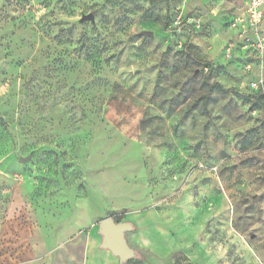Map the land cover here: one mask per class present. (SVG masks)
Instances as JSON below:
<instances>
[{
  "label": "rangeland",
  "instance_id": "rangeland-1",
  "mask_svg": "<svg viewBox=\"0 0 264 264\" xmlns=\"http://www.w3.org/2000/svg\"><path fill=\"white\" fill-rule=\"evenodd\" d=\"M243 5L0 0V264L108 217L134 225L127 264H264V54L230 25Z\"/></svg>",
  "mask_w": 264,
  "mask_h": 264
},
{
  "label": "crops",
  "instance_id": "crops-1",
  "mask_svg": "<svg viewBox=\"0 0 264 264\" xmlns=\"http://www.w3.org/2000/svg\"><path fill=\"white\" fill-rule=\"evenodd\" d=\"M260 174L264 175V170ZM101 243L100 233L95 230L90 233L81 231L63 242L46 258L33 264H120L119 258L109 249L102 248Z\"/></svg>",
  "mask_w": 264,
  "mask_h": 264
},
{
  "label": "water",
  "instance_id": "water-1",
  "mask_svg": "<svg viewBox=\"0 0 264 264\" xmlns=\"http://www.w3.org/2000/svg\"><path fill=\"white\" fill-rule=\"evenodd\" d=\"M82 21H94V14L89 13L82 16ZM143 34L152 36V31H143ZM31 156L21 157L20 161H26ZM133 229V224L130 221H116L113 217L103 219L99 223L98 232L102 236L101 247L109 249L113 255L119 258L120 264L127 262L137 257V250L132 247L126 237V233Z\"/></svg>",
  "mask_w": 264,
  "mask_h": 264
},
{
  "label": "built area",
  "instance_id": "built-area-1",
  "mask_svg": "<svg viewBox=\"0 0 264 264\" xmlns=\"http://www.w3.org/2000/svg\"><path fill=\"white\" fill-rule=\"evenodd\" d=\"M264 0H245L242 11L233 16L230 25L237 30L240 36L248 42L255 50L264 54ZM208 50L213 48L208 45ZM254 88L259 89L260 85L255 82Z\"/></svg>",
  "mask_w": 264,
  "mask_h": 264
},
{
  "label": "trees",
  "instance_id": "trees-1",
  "mask_svg": "<svg viewBox=\"0 0 264 264\" xmlns=\"http://www.w3.org/2000/svg\"><path fill=\"white\" fill-rule=\"evenodd\" d=\"M192 37H193V34H191L190 38L185 42L184 45H185L186 48H189L192 45ZM188 54L191 56V53H188ZM206 65L208 66V71L211 72L214 69L212 62L207 61ZM218 67L219 68H223V66L219 65V64H218ZM204 85L209 91H213V90L224 91L225 90V88L219 82L210 83L208 81H205ZM257 97H258V100L260 99L261 101H263V108H264V96L263 95H261V96L259 95ZM205 100H207V98Z\"/></svg>",
  "mask_w": 264,
  "mask_h": 264
}]
</instances>
